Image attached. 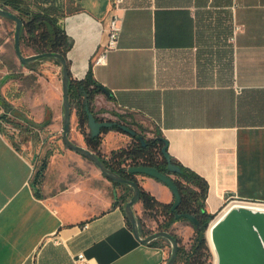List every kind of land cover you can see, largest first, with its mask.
<instances>
[{"label": "crops", "instance_id": "crops-1", "mask_svg": "<svg viewBox=\"0 0 264 264\" xmlns=\"http://www.w3.org/2000/svg\"><path fill=\"white\" fill-rule=\"evenodd\" d=\"M65 6L78 8L64 21L73 40V78L91 73L108 90L103 95L112 109L161 134L170 156L207 180L208 212L218 214L230 197L264 204V0H66ZM114 15L122 24L118 48L95 64ZM52 69L57 102L62 68L54 60ZM101 135L106 151L123 133ZM34 173L0 124V264H75L79 253L91 264L167 262L163 242H141L128 224L119 196L130 198L129 188L98 168L90 190L80 178L65 182L61 175L38 195ZM137 178L159 201L174 200L158 179ZM134 209L143 218L141 201ZM148 227L142 237L155 232ZM177 227L180 234L194 233L182 220Z\"/></svg>", "mask_w": 264, "mask_h": 264}, {"label": "trees", "instance_id": "trees-1", "mask_svg": "<svg viewBox=\"0 0 264 264\" xmlns=\"http://www.w3.org/2000/svg\"><path fill=\"white\" fill-rule=\"evenodd\" d=\"M66 0H0V6L4 8L11 7L18 11V15L23 19V29L21 35V48L24 52L25 48H31L36 53L53 52L63 54L69 66L68 52L73 46V40L69 37L65 28V17L70 11L77 10L73 8L67 9ZM60 63L57 58H52ZM31 63L27 64L30 66ZM106 92L104 88L93 76L88 74L85 78L75 79L70 73V102L71 108L74 109L78 119V128L84 134L87 147L98 154L104 164L122 175L123 177L136 181L141 187L140 200L143 205V216L154 218L158 222V230L169 231L179 242L178 261L183 264H212V252L207 240V229L210 222L215 218L216 214L210 213L205 208L206 197L208 195L209 185L207 180L197 172L184 166L175 158L171 157L172 162L178 165L180 172H172L168 169V162L163 156L162 148L166 145V139L161 134H156L152 138H145L140 133L134 136L124 131L120 126L103 127L102 133L111 129L127 133L133 137L134 142L127 147H121L118 150H112L111 157L108 158L102 153L103 136L101 134L93 136L91 130L86 132V125L89 126L88 109L94 113V101L99 93ZM1 106H5L0 100ZM23 122L34 130L35 127L43 129L49 125V121L37 123L32 119L25 118L20 113H15ZM3 118V115H0ZM97 118V116H96ZM98 120H103L99 119ZM142 136L145 143L139 138ZM52 153H49V157ZM149 165L154 166L158 170L171 174L181 194V202L175 210L172 209L174 200L171 203L159 201L153 194L145 190L140 184L137 174L129 171L130 166ZM46 163L39 170L43 173ZM120 187L129 188L133 193L130 185L114 181ZM38 195L39 192L36 191ZM132 196V195H131ZM120 204L129 200L128 195L121 194L119 196ZM190 213L198 219L199 224H194L187 217L177 218V214ZM128 224L132 226L130 219L127 217ZM144 218V217H143ZM143 218L138 217L140 232L145 226ZM179 220L188 221L194 228V235L190 247H186L182 237L173 230V224ZM160 238L152 240L150 243L158 245Z\"/></svg>", "mask_w": 264, "mask_h": 264}, {"label": "rangeland", "instance_id": "rangeland-1", "mask_svg": "<svg viewBox=\"0 0 264 264\" xmlns=\"http://www.w3.org/2000/svg\"><path fill=\"white\" fill-rule=\"evenodd\" d=\"M7 9L18 14V11L11 7ZM15 27L16 22L14 20L0 16V100L5 102V106L0 104V115H3V118H0L1 130L8 141L30 159L35 166L32 185L40 195L46 194L45 186L47 183H51L53 176L58 179V176L61 175H64L65 182L80 178L86 189L90 190L89 188L94 186L93 181L96 178L98 167L92 160L68 148L63 142V92L61 89V94H59L56 102L52 90V77L56 74L52 69L54 59L43 58L32 62L30 66L22 64L15 51ZM34 53L36 52L31 48H25L23 52L24 55ZM58 77L62 84V71ZM103 94L105 92L99 93L94 101L97 118L129 125L137 130V135L140 133L145 138H149L152 133L156 134V131L147 122H140L138 118L129 113H121L115 108L112 109ZM50 103L55 105L52 111L49 107ZM15 113H20L25 118L39 122L48 120L50 123L53 120L54 123L47 128L36 131ZM85 130L86 132L90 131V127L86 125ZM79 131L77 115L73 109L69 137L78 144L88 146L85 138L83 139L78 134ZM82 135L84 136L83 133ZM111 141L110 146L108 143L106 151L102 149V153L108 158L111 157V148L118 150L121 147H127L133 144L134 139L127 133H123L122 136L115 137ZM49 153L52 154L47 157ZM44 163H46L45 169L43 173H40L39 170ZM56 171L60 172L57 173ZM62 171L64 172L62 173ZM92 184L93 186H91ZM231 204L233 203L228 200L210 224L222 215ZM143 217L146 220L145 224H149L148 228L152 227L155 228L154 231H157V220L148 216ZM182 221L191 225L186 220ZM210 228L208 227L206 235L212 252L211 262L216 264V255L209 240ZM173 230L182 237L186 247H190L194 233L180 234L178 227ZM161 241L168 247L170 256L172 250L170 241ZM176 264L183 263L178 261Z\"/></svg>", "mask_w": 264, "mask_h": 264}, {"label": "water", "instance_id": "water-1", "mask_svg": "<svg viewBox=\"0 0 264 264\" xmlns=\"http://www.w3.org/2000/svg\"><path fill=\"white\" fill-rule=\"evenodd\" d=\"M0 16L10 18L16 22L15 27V51L22 64H29L43 58H57L62 68V92H63V142L78 154L89 158L109 179L133 188L132 196L124 204V211L130 219L135 236L143 243H148L156 238H166L170 241L172 250L165 264H176L178 259L179 242L166 230L155 231L142 237L138 224V218L134 206L140 200L141 187L133 180H129L112 169L108 168L101 158L87 146L78 144L70 139L69 132L72 122V108L70 102V71L66 57L61 53L43 52L24 55L21 48V35L23 19L15 12L0 6ZM108 93V90H106ZM89 127L93 136L99 135L103 127L120 126L131 135H137V130L129 125L117 123L111 120H98L94 113L88 109ZM139 138L145 143L142 136ZM162 153L168 162V169L172 172H180L178 165L172 162L168 153V144L163 146ZM129 171L144 174L158 179L166 184L174 195L172 209L175 210L181 202V194L171 174L164 173L154 166L139 165L130 166ZM187 217L194 224H199L196 216L190 213L177 214V218ZM212 242L216 255V264H264V208L257 204L235 203L228 207L220 215L212 226Z\"/></svg>", "mask_w": 264, "mask_h": 264}, {"label": "built area", "instance_id": "built-area-1", "mask_svg": "<svg viewBox=\"0 0 264 264\" xmlns=\"http://www.w3.org/2000/svg\"><path fill=\"white\" fill-rule=\"evenodd\" d=\"M116 2L120 3L121 0H115ZM122 32V24L120 23V18L117 15H114L108 25V33H109V39L107 45L100 50L94 57V63L95 64H104L107 61L108 53L118 48L119 45V39ZM228 200H230L231 203H244V204H262L257 202H246L242 200H238L236 198L230 197ZM231 204V205H233ZM230 205V206H231ZM75 264H91L90 261L86 258L84 253H79L74 258Z\"/></svg>", "mask_w": 264, "mask_h": 264}, {"label": "bare ground", "instance_id": "bare-ground-1", "mask_svg": "<svg viewBox=\"0 0 264 264\" xmlns=\"http://www.w3.org/2000/svg\"><path fill=\"white\" fill-rule=\"evenodd\" d=\"M257 205L264 208V204H257ZM214 221L209 226V228L211 227L210 230H209V240L212 243V245H213V242H212V226L214 224Z\"/></svg>", "mask_w": 264, "mask_h": 264}]
</instances>
